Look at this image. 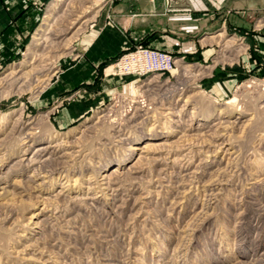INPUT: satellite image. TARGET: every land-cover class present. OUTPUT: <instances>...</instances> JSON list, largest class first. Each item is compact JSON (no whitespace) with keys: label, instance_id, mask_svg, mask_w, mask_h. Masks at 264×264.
Wrapping results in <instances>:
<instances>
[{"label":"rangeland","instance_id":"rangeland-1","mask_svg":"<svg viewBox=\"0 0 264 264\" xmlns=\"http://www.w3.org/2000/svg\"><path fill=\"white\" fill-rule=\"evenodd\" d=\"M105 3L65 0L34 51L37 29L13 60L0 51V264H264V73L218 83L250 52L227 33L205 60L137 40L89 77L77 59ZM139 46L172 68L128 71ZM100 76L110 92L92 97ZM79 102L97 104L57 128Z\"/></svg>","mask_w":264,"mask_h":264},{"label":"crops","instance_id":"crops-1","mask_svg":"<svg viewBox=\"0 0 264 264\" xmlns=\"http://www.w3.org/2000/svg\"><path fill=\"white\" fill-rule=\"evenodd\" d=\"M52 1L0 0V51L4 60H13L29 44ZM159 18L164 20V25H159ZM155 33L169 35L165 37L167 40H161ZM227 33L235 34L237 39L231 40H238L250 52L242 59L245 65L234 71L228 81L222 80L225 74L219 72L218 83L237 82L243 71L264 73V0H106L101 18L83 40V54L77 60H83L89 67L91 77L97 73L99 63L111 60L137 40L152 48L177 49L178 53L205 60L214 39L218 41ZM230 47L235 52L242 50L240 46L236 48V44ZM76 67L74 64L70 70ZM74 71L77 73V69ZM61 77L54 80V101L66 94ZM79 79L76 76L70 88L77 82L87 84L91 80ZM105 83L109 80L100 76L87 87L92 97L110 92V83ZM95 103L68 106L54 118L56 127H67Z\"/></svg>","mask_w":264,"mask_h":264},{"label":"built area","instance_id":"built-area-1","mask_svg":"<svg viewBox=\"0 0 264 264\" xmlns=\"http://www.w3.org/2000/svg\"><path fill=\"white\" fill-rule=\"evenodd\" d=\"M120 60H128L125 62V68L128 67L129 71L135 68L136 66H140V69H153V70H167L171 69L173 65V57L162 52H158L155 50L147 49L143 46H139L135 52L124 55ZM0 68H2L1 60H0Z\"/></svg>","mask_w":264,"mask_h":264},{"label":"bare ground","instance_id":"bare-ground-1","mask_svg":"<svg viewBox=\"0 0 264 264\" xmlns=\"http://www.w3.org/2000/svg\"><path fill=\"white\" fill-rule=\"evenodd\" d=\"M63 1H65V0H54L53 2H51L50 4H49V6H48V8H47V10H46V13H45V16H44V18H43V20H42V22H41V24L39 25V27L37 28V30H36V32L34 33V36H33V38H32V40H33V42H32V44L30 45V47H29V50H28V54H30L32 51H34L41 43H42V40L44 39V36H45V34L47 33V30H48V28H49V26H50V22H51V19H52V16L54 15V13L56 12V10L59 8V6L62 4V2ZM229 46L230 45H232V44H234V41L233 40H230L229 41ZM178 64L180 65V67H181V71L182 72H184V74L185 73H188L189 71H190V69L189 68H191V66L190 65H183L180 61L178 62ZM180 70V69H179ZM189 74V73H188ZM263 88H264V85H263ZM221 111H218V113H220ZM22 127V126H21ZM20 129V128H19ZM24 130H25V128H23ZM17 133V132H16ZM20 133H22V132H20ZM18 135H20V134H18ZM28 137V136H27ZM30 139V138H29ZM27 140V139H26ZM29 143V142H28ZM23 144V143H22ZM26 145V144H25ZM55 145V144H54ZM41 146V145H40ZM53 146V145H52ZM28 147H30V146H28ZM47 147V146H46ZM45 147V148H46ZM51 147V146H50ZM55 147H57V145L55 146ZM49 148V147H48ZM145 148V147H144ZM148 148H150V147H148ZM38 149V148H37ZM55 149V148H54ZM62 149V148H61ZM151 149V148H150ZM38 150H41V149H38ZM149 150V149H148ZM152 150V149H151ZM150 150V151H151ZM146 151H147V149H146ZM145 151V152H146ZM24 152H25V150H24ZM51 153V152H50ZM56 153V152H55ZM57 153H58V151H57ZM144 154V153H143ZM52 156V155H51ZM56 156V155H55ZM64 156V155H63ZM66 156V155H65ZM59 157V156H58ZM29 158V157H28ZM27 158V159H28ZM34 158V157H33ZM41 158V157H40ZM48 158H50V157H48ZM26 159V160H27ZM30 159V158H29ZM21 160V159H20ZM24 160V159H23ZM38 160V159H37ZM25 161V160H24ZM21 162V161H20ZM23 162V161H22ZM31 163V162H30ZM42 163V162H41ZM23 164V163H22ZM34 164V163H33ZM26 165V164H25ZM42 168V167H41ZM119 168H116L115 170H117L118 172H120L119 170H118ZM43 170V169H42ZM42 170H41V172H42ZM46 171H47V169H46ZM42 175H45V174H42ZM35 176V175H34ZM41 176V175H40ZM107 183V182H106ZM105 183V184H106ZM116 190V189H115ZM210 196H212L211 194H210ZM211 200V199H210ZM262 264V263H261Z\"/></svg>","mask_w":264,"mask_h":264}]
</instances>
